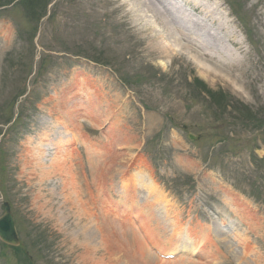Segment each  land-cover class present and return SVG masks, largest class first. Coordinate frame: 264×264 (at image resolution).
Listing matches in <instances>:
<instances>
[{
    "label": "rangeland",
    "instance_id": "1",
    "mask_svg": "<svg viewBox=\"0 0 264 264\" xmlns=\"http://www.w3.org/2000/svg\"><path fill=\"white\" fill-rule=\"evenodd\" d=\"M234 1L249 52L224 72L124 0L0 10V216L9 202L21 240L0 264H264V0ZM35 26L37 44L17 34ZM49 123L72 138L47 147ZM118 181L151 192L132 218L108 205ZM184 229L192 255L153 254Z\"/></svg>",
    "mask_w": 264,
    "mask_h": 264
},
{
    "label": "bare ground",
    "instance_id": "2",
    "mask_svg": "<svg viewBox=\"0 0 264 264\" xmlns=\"http://www.w3.org/2000/svg\"><path fill=\"white\" fill-rule=\"evenodd\" d=\"M129 3L134 8L139 7L134 9V18H150V26H160L166 37L179 43L181 49L191 55L197 67L202 64L208 67L207 61L214 64L215 70L224 72L227 65L242 66L248 54L218 0H124L127 6ZM161 38L165 40L163 35ZM36 165L46 169V173L56 170L54 165L52 170L41 162ZM144 253L148 254V251Z\"/></svg>",
    "mask_w": 264,
    "mask_h": 264
},
{
    "label": "water",
    "instance_id": "3",
    "mask_svg": "<svg viewBox=\"0 0 264 264\" xmlns=\"http://www.w3.org/2000/svg\"><path fill=\"white\" fill-rule=\"evenodd\" d=\"M191 138L194 139L193 137ZM0 236L7 243L17 244V236L14 231L13 220L9 209L4 219L0 222Z\"/></svg>",
    "mask_w": 264,
    "mask_h": 264
},
{
    "label": "trees",
    "instance_id": "4",
    "mask_svg": "<svg viewBox=\"0 0 264 264\" xmlns=\"http://www.w3.org/2000/svg\"><path fill=\"white\" fill-rule=\"evenodd\" d=\"M201 84H202V82H201ZM208 93H209V91H208ZM210 94H211V96L215 97V95H214V94H212V93H210Z\"/></svg>",
    "mask_w": 264,
    "mask_h": 264
}]
</instances>
